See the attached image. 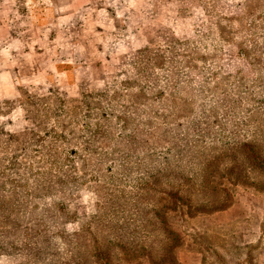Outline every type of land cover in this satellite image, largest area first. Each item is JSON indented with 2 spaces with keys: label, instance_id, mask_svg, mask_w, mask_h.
<instances>
[{
  "label": "rangeland",
  "instance_id": "1",
  "mask_svg": "<svg viewBox=\"0 0 264 264\" xmlns=\"http://www.w3.org/2000/svg\"><path fill=\"white\" fill-rule=\"evenodd\" d=\"M50 5L0 0V264H264L250 169L220 212L224 160L264 144V0H97L66 52L93 78L21 84Z\"/></svg>",
  "mask_w": 264,
  "mask_h": 264
},
{
  "label": "crops",
  "instance_id": "2",
  "mask_svg": "<svg viewBox=\"0 0 264 264\" xmlns=\"http://www.w3.org/2000/svg\"><path fill=\"white\" fill-rule=\"evenodd\" d=\"M96 2L97 0H52V6L46 9L28 12L29 27L22 33L26 35H22V39L34 50L35 56L32 62L25 63L17 72L19 83L48 82L53 75L63 73H67L74 83L77 72L81 69L88 72L87 77L93 78V62L76 65V59L66 61V52L87 43L96 34L97 26L101 25L107 30L106 24L97 23L104 17L93 9ZM104 15L106 18V14Z\"/></svg>",
  "mask_w": 264,
  "mask_h": 264
},
{
  "label": "trees",
  "instance_id": "3",
  "mask_svg": "<svg viewBox=\"0 0 264 264\" xmlns=\"http://www.w3.org/2000/svg\"><path fill=\"white\" fill-rule=\"evenodd\" d=\"M237 154V161L234 156L227 158L224 160L220 171V173H222L220 174V212L232 204V193L236 189L237 185L241 183V185H244L241 180L243 178L238 179L233 176V173L239 171L240 167L245 166L246 168L250 169L249 177L251 178V182H249L248 185L255 189V192L261 193L264 190V144H262L260 140L253 142L251 145L242 144L237 148ZM173 199L175 204L180 205L181 208H179L178 211H180L182 214L186 213L189 215L192 211V208L195 209V207H198V204L194 203L193 205L191 204L192 208L190 209L189 207H184L181 201H177L176 196L173 197ZM167 202L168 200L165 199V205ZM165 205L163 207L160 206L159 209L155 208L153 210V217L156 220L169 222V220L178 216L174 212L171 214H166L164 212ZM197 211H199V209H197ZM261 228L262 235L264 236V223L262 224ZM173 235L174 237L178 238L179 234L175 233Z\"/></svg>",
  "mask_w": 264,
  "mask_h": 264
}]
</instances>
